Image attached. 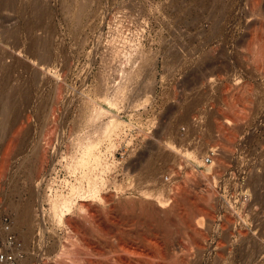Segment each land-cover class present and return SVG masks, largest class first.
Wrapping results in <instances>:
<instances>
[{
  "label": "rangeland",
  "instance_id": "374dc122",
  "mask_svg": "<svg viewBox=\"0 0 264 264\" xmlns=\"http://www.w3.org/2000/svg\"><path fill=\"white\" fill-rule=\"evenodd\" d=\"M29 1L16 0L14 8L0 0V58L7 55L0 61L10 64L13 75L0 71V112L6 102L16 105L8 122L0 123V220L9 214L16 223V206L29 210L30 237L23 238L15 224L25 247L22 264H118L119 257L129 264H264V0H96L81 22L75 17L82 0ZM5 30L15 34L10 38ZM44 40L51 59L42 66L35 50ZM110 44L145 51L150 61L139 78L128 81L131 89L118 106L88 122L97 106L107 108L104 83L116 77ZM209 77L216 78L210 83ZM113 116L120 124L102 138L97 126ZM88 134L98 143L101 165L90 161L75 168ZM208 148L217 150L213 162L205 161ZM91 175L101 178L106 201L81 200L90 214L75 198L63 220L53 218L48 201L71 196L72 186L86 187ZM154 196L161 206L169 203L160 208ZM63 246L75 254L67 255L72 260L60 259ZM135 254L138 261L131 263Z\"/></svg>",
  "mask_w": 264,
  "mask_h": 264
},
{
  "label": "bare ground",
  "instance_id": "6f19581e",
  "mask_svg": "<svg viewBox=\"0 0 264 264\" xmlns=\"http://www.w3.org/2000/svg\"><path fill=\"white\" fill-rule=\"evenodd\" d=\"M31 1V0H30ZM30 1H29V3H30ZM33 1V0H32ZM31 1V3H33ZM46 1V0H45ZM66 1V0H65ZM68 1V0H67ZM74 1V0H73ZM92 1H96V0H82L81 1V3H79V5H78V13L79 14H74V15H76L78 18H76L75 17V19H80L84 14H88V7H89V5H91V4H89V2L91 3ZM41 2H42V0H41ZM47 2V1H46ZM45 2V4H47ZM69 2V1H68ZM76 2V1H75ZM77 2H79V0H77ZM77 2L76 3H74V4H77ZM15 3H16V0H1V5L2 6H11V7H14L15 6ZM17 3H18V1H17ZM16 3V4H17ZM43 3H44V0H43ZM72 3V2H71ZM34 4V3H33ZM32 4V5H33ZM67 4H69V3H67ZM94 4V3H93ZM30 5V4H29ZM28 5V6H29ZM35 5H37V4H35ZM72 5V4H71ZM19 6V5H18ZM42 6H44V4L42 5ZM46 6V5H45ZM73 6V5H72ZM71 6V7H72ZM76 6V5H75ZM16 7V6H15ZM14 7V8H15ZM32 7H34V9L36 10H38V8H36V6H32ZM68 7H69V5H68ZM67 6H66V9L68 8ZM74 7V6H73ZM91 7V6H90ZM16 8H18V7H16ZM27 8V7H26ZM31 8V7H30ZM45 8V7H44ZM70 8V7H69ZM22 9V8H21ZM34 9H32L33 11H34ZM179 9V8H178ZM23 10V9H22ZM27 10V9H26ZM29 10H31V9H29ZM31 10V11H32ZM25 11V10H24ZM23 11V12H24ZM32 11V12H33ZM45 11H49L48 10V7H46V9H45ZM76 11V10H75ZM22 12V13H23ZM38 12V11H37ZM37 12L35 11V14H37ZM41 12V11H40ZM68 12H69V10H68ZM39 13V12H38ZM45 13H47V12H45ZM35 14H33L34 15V17H35ZM42 14V13H41ZM70 14V13H69ZM40 15V14H39ZM48 15V14H47ZM65 15H67V14H65ZM23 16H25V13L23 14ZM42 16V15H41ZM69 16V15H68ZM68 16H67V18H68ZM22 17V16H21ZM31 17V16H30ZM37 17V16H36ZM43 17V16H42ZM71 16H69V18H70ZM27 19H26V21L28 20V16L26 17ZM32 18V17H31ZM68 18V20L69 21H71L70 19ZM157 18V17H156ZM23 19V18H22ZM34 19V18H33ZM72 19V18H71ZM75 19H74V21H75ZM87 19H88V16H87ZM186 19V18H185ZM213 19V18H212ZM221 19V18H220ZM35 20H37V19H35ZM34 20V21H35ZM39 20V19H38ZM42 19H40V21H41ZM29 21V20H28ZM27 21V22H28ZM43 21V20H42ZM42 21H41V24H42ZM44 21H45V19H44ZM43 21V22H44ZM73 21V20H72ZM78 22H81V19H80V21L79 20H77ZM77 21H76V23H77ZM143 21V20H142ZM158 21V20H157ZM162 21V20H161ZM7 22V21H6ZM26 22V23H27ZM30 22V21H29ZM28 22V23H29ZM39 22V21H38ZM38 22H36V24L38 23ZM175 22V21H174ZM221 22V21H220ZM233 22V21H232ZM45 23V22H44ZM47 23H50L49 21H47ZM74 23V22H73ZM156 23V22H155ZM198 23V22H197ZM2 24V23H1ZM18 24V23H17ZM16 24V26H18L19 27V25H17ZM19 24H21L20 22H19ZM25 24V23H24ZM30 24V23H29ZM28 24V25H29ZM79 24V23H78ZM82 24H84V23H82ZM80 25L81 27L82 26H84V25ZM257 24V23H256ZM44 25H46V24H44ZM43 25V26H44ZM120 25V24H119ZM233 25V24H232ZM2 26V25H1ZM16 26H15V28H16ZM21 26V25H20ZM25 26L27 27V25L25 24ZM37 26V25H36ZM47 26H48V24H47ZM49 26H50V24H49ZM77 26V25H76ZM167 26H168V24H167ZM31 27H33L32 25H31ZM6 28V27H5ZM35 28V27H34ZM50 28V27H49ZM52 28V27H51ZM76 28V27H75ZM78 28V27H77ZM119 28V27H118ZM255 28V27H254ZM1 29V28H0ZM19 29H20V27H19ZM18 29V30H19ZM24 29V28H23ZM31 29V28H30ZM30 29H28V30H30ZM184 29V28H183ZM217 29V28H216ZM229 29V28H228ZM10 31H11V28L9 29ZM9 30H5L6 32H7V34L10 36V38H11V35H12V33H14V32H12V33H8V31ZM13 30V29H12ZM27 30V29H26ZM77 30V29H76ZM81 30H82V28H81ZM209 30V29H208ZM247 30V29H246ZM14 31V30H13ZM247 31H249V30H247ZM28 32L29 31H26V33L28 34ZM31 32H32V29H31ZM30 32V33H31ZM37 32V31H36ZM40 32V31H39ZM256 32H258V31H256ZM3 33H4V31H3ZM33 33V32H32ZM40 33H42V31L40 32ZM40 33H38V34H40ZM76 33V32H75ZM78 33V32H77ZM2 34V33H1ZM15 34V33H14ZM192 34V33H191ZM195 34V33H194ZM203 34V33H202ZM215 34V33H214ZM3 36H6L5 34H2ZM262 35V33H260V36ZM2 36V37H3ZM17 36H18V34H17ZM40 36H42V35H40ZM44 36V35H43ZM193 36V35H192ZM255 36V35H254ZM260 36L258 35V37H255V41H252V43L253 42H256L257 40H258V38H260ZM33 37V36H32ZM36 37V36H35ZM46 37V36H45ZM53 37V36H52ZM194 37V36H193ZM208 37V36H207ZM9 38V37H8ZM18 37H16L15 39H17ZM21 38V37H20ZM34 38V37H33ZM48 38V37H47ZM47 38H45V39H47ZM54 38V37H53ZM53 38H48V40L49 39H53ZM166 38V37H165ZM206 38V37H205ZM234 38V37H233ZM1 39V38H0ZM2 39H4V37L2 38ZM24 39V38H23ZM23 39H21V40H23ZM26 39V38H25ZM24 39V40H25ZM27 39H28V37H27ZM38 39H42V37L41 38H38ZM37 39V40H38ZM189 39V38H188ZM209 39V38H208ZM207 39V40H208ZM5 40V39H4ZM32 40V39H31ZM114 40V39H113ZM163 40V39H162ZM202 40V39H201ZM232 40V39H231ZM251 40V39H250ZM262 40V39H261ZM18 41V40H17ZM26 41V40H25ZM28 41V40H27ZM26 41V42H27ZM36 41V40H35ZM45 41H47V40H44V43H42L38 48L39 49H37V50H35L36 51V53H37V60L39 59V57H40V59H39V62L42 64V66H43V64L44 63H46V62H48L50 59H51V55H50V50L51 49H48L47 50V42H45ZM125 41V40H124ZM169 41V40H168ZM244 41V40H243ZM4 42V41H3ZM7 42H9V41H7ZM12 42V41H11ZM21 42V41H20ZM40 42V41H39ZM39 42H38V44H39ZM42 42H43V40H42ZM111 42V41H110ZM123 42V41H122ZM128 42V41H127ZM261 42V41H260ZM6 43V42H5ZM13 43V42H12ZM11 43V44H12ZM22 43V42H21ZM29 43V42H28ZM31 43H34V42H31ZM37 43V42H36ZM35 43V44H36ZM41 43V42H40ZM53 43V42H52ZM98 43V42H97ZM182 43V42H181ZM218 43V42H217ZM262 43V42H261ZM8 44V43H7ZM10 44V43H9ZM13 44H15V42L13 43ZM35 44H33V46H35ZM83 44H85V42L83 43ZM161 44V43H160ZM202 44V43H201ZM229 44V43H228ZM250 44V43H249ZM21 45V44H20ZM29 45H31V44H29ZM29 45H25V47H28ZM52 45V44H51ZM124 45V44H123ZM173 45V44H172ZM244 45V44H243ZM12 46V45H11ZM49 46V45H48ZM54 46V45H53ZM84 46V45H83ZM131 46V45H130ZM137 46V45H136ZM171 46V45H170ZM254 46H256V44L254 45ZM139 47V46H138ZM173 47V46H172ZM258 47V46H257ZM21 48V47H20ZM29 48H30V46H29ZM32 48H37V44H36V46L35 47H32ZM32 48H30L29 50H31V54L33 55L35 52L32 50ZM49 48H50V46H49ZM52 48V47H51ZM110 53H111V59H109V62L110 63H113V65L111 64H109L110 66H112L111 68H112V70L114 69V71L116 72V77L115 78H113L112 77V79L111 80H108L109 82H107V81H105V83H104V87H105V94H106V97L105 96H103V97H105L104 99H103V103L107 106V108H104V107H98L97 105V108H95V113L94 112H92L93 110H94V108L92 109V113L93 114H91V116H90V118H88V119H90L88 122H91L92 120L94 121L95 119V121H97L99 118H101V117H103L104 116V114H107L106 112L109 110L110 111V109H113V108H115V106L117 105V101L118 100H120L119 98H121L122 96L123 97H125V94H126V92L128 91V90H130L131 89V85L128 83V81L130 80V79H133V77H138V76H140L141 74H143L142 72H144V68L146 67V66H148L147 64L149 63V57L147 58L144 54V52L143 51H140V50H137V49H135V48H133V50L135 49V53L133 52V51H129V52H127V51H124L123 49H121L118 45H111L110 44ZM137 48V47H136ZM141 48H142V46H141ZM140 48V49H141ZM223 48V47H222ZM15 49V48H14ZM125 49V48H124ZM131 49V48H130ZM155 49V48H154ZM172 49V48H171ZM199 49V48H198ZM247 49V48H246ZM258 49V48H257ZM26 50H28V49H26ZM93 50V49H92ZM126 50V49H125ZM221 50V49H220ZM25 51V50H24ZM250 51H253V49L252 50H250ZM255 51V50H254ZM258 51V50H257ZM261 51V50H260ZM27 52V51H26ZM147 52V51H146ZM157 52V51H156ZM182 52V51H181ZM201 52V51H200ZM245 52V51H244ZM25 53V52H24ZM55 53V52H54ZM250 53V52H249ZM0 54H1V52H0ZM29 54V53H28ZM149 54V53H148ZM190 54V53H189ZM223 54H224V52H223ZM52 55H53V53H52ZM57 55V54H56ZM147 55V54H146ZM150 55V54H149ZM211 55V54H210ZM256 55V54H255ZM258 55V54H257ZM7 56V55H6ZM5 56V57H6ZM34 56H35V54H34ZM61 56V55H60ZM93 56V55H92ZM189 56V55H188ZM249 56V55H248ZM260 57H261V53H260V55H259ZM5 57H3V58H5ZM33 57V56H32ZM36 57V56H35ZM89 57V56H88ZM178 57H179V55H178ZM177 57V58H178ZM250 57V56H249ZM2 58V57H1ZM1 58H0V60H1ZM2 58V59H3ZM53 58V57H52ZM55 58V57H54ZM57 58V57H56ZM63 58V57H62ZM122 58H124L125 59V61H123L124 59H122ZM154 58V57H153ZM180 58V57H179ZM259 58V57H258ZM34 59V58H33ZM204 59V58H203ZM4 60V59H3ZM54 60V59H53ZM56 60V59H55ZM54 60V61H55ZM58 60V59H57ZM65 60V59H64ZM88 60V59H87ZM108 60V59H107ZM201 60V59H200ZM214 60V59H213ZM250 60V59H249ZM258 60V59H257ZM12 61V60H11ZM67 62H65V63H68V60H66ZM221 61V60H220ZM7 62V61H6ZM13 62V61H12ZM51 63H52V61H50ZM59 62V61H58ZM61 62V61H60ZM152 62V61H151ZM18 63V62H17ZM20 63V62H19ZM39 63V64H40ZM55 63V62H54ZM53 63V64H54ZM57 63V62H56ZM65 63H63V64H65ZM118 63V64H117ZM161 63V62H160ZM179 63V62H178ZM229 63V62H228ZM40 64V65H41ZM49 64V63H48ZM47 64V65H48ZM62 64V63H61ZM105 64V63H104ZM257 64V63H256ZM13 65H15V64H13ZM17 65V64H16ZM66 65V64H65ZM106 65V64H105ZM177 65V64H176ZM261 65V64H260ZM263 65V64H262ZM128 66V67H127ZM197 66H199V65H197ZM258 66V65H257ZM21 67H23V66H21ZM46 67V66H45ZM49 67V66H48ZM153 67H154V65H153ZM166 67V66H165ZM255 67V66H254ZM13 68V67H12ZM29 68V67H28ZM44 68V67H43ZM107 68V67H106ZM110 68V67H109ZM110 68V69H111ZM148 68V67H147ZM150 68V67H149ZM168 68V67H167ZM244 68V67H243ZM15 69V68H14ZM64 69V68H63ZM154 69V68H153ZM182 69V68H181ZM214 69V68H213ZM10 70H11V66H10V64H6L5 62H1L0 61V71L1 72H3V73H5V74H10L11 72H10ZM13 70V69H12ZM84 70V69H83ZM177 70V69H176ZM211 70H212V68H211ZM210 71V70H209ZM254 71V70H253ZM262 71V70H261ZM27 72V71H26ZM34 72V71H33ZM148 72V70H146V73ZM18 73V72H17ZM194 73V72H193ZM1 74V73H0ZM9 74L7 75V76H9ZM29 74V73H28ZM36 74V73H35ZM34 74V75H35ZM44 74V73H43ZM108 74V73H107ZM148 74V73H147ZM153 74V73H152ZM201 74V73H200ZM227 74V73H226ZM250 74V73H249ZM256 74V73H255ZM10 75H12V73L10 74ZM15 75V74H14ZM34 75H31L32 77H33V79H34ZM111 75V74H110ZM154 75V74H153ZM192 75V74H191ZM210 75V74H209ZM223 75V74H222ZM228 75V74H227ZM263 75V74H262ZM1 76H2V74H1ZM13 76V75H12ZM36 76V75H35ZM37 76H39V74L37 75ZM35 77V78H38V77ZM144 76V75H143ZM190 76V75H189ZM203 76V75H202ZM219 76V75H218ZM243 76V75H242ZM249 76V75H248ZM29 77V76H28ZM142 77V76H141ZM149 77V76H148ZM191 77V76H190ZM260 77V76H259ZM2 78V77H1ZM9 78V77H8ZM12 78V77H11ZM11 78L8 80V82L11 80ZM22 78V77H21ZM139 78V77H138ZM172 78V77H171ZM216 78V77H215ZM215 78H213V77H209V82L210 81H213L212 79H215ZM224 78V77H223ZM2 79H4V77L2 78ZM42 79V78H41ZM108 79V78H107ZM106 79V80H107ZM148 79V78H147ZM218 79V78H217ZM241 79V78H240ZM5 80V79H4ZM7 80V79H6ZM21 80V79H20ZM38 80V79H37ZM44 80V79H43ZM134 80V79H133ZM150 80V79H149ZM2 81V80H1ZM140 81V80H139ZM145 81V80H144ZM4 82V81H3ZM37 82V81H36ZM38 82H39V80H38ZM153 82V81H152ZM197 82V81H196ZM205 82V81H204ZM207 82V81H206ZM10 83V82H9ZM14 83V82H13ZM35 83V82H34ZM180 83V82H179ZM203 83V82H202ZM211 83V82H210ZM209 83V84H210ZM239 83V82H238ZM237 83V84H238ZM4 84H6V85H8L7 84V81H5V83H3V85ZM18 84H20V83H18ZM245 84V83H244ZM13 85H15V84H13ZM37 85V84H36ZM35 85V86H36ZM211 85V84H210ZM246 85V84H245ZM11 86H12V84H11ZM17 86V85H16ZM188 86V85H187ZM226 86V85H225ZM253 86V85H252ZM256 86V85H255ZM148 87V86H147ZM204 87V86H203ZM208 87H209V85H208ZM207 87V88H208ZM7 88V87H6ZM5 88V89H6ZM16 88V87H15ZM150 88V87H149ZM240 88V87H239ZM256 88V87H255ZM2 89V88H1ZM0 89V90H1ZM7 89H9V88H7ZM20 89V88H19ZM19 89H18V91H19ZM229 89V88H228ZM12 89L10 88V91H11ZM13 90H15V89H13ZM12 90V91H13ZM136 90V89H135ZM199 90V89H198ZM259 90V89H258ZM3 91V90H2ZM1 91V92H2ZM150 91V90H149ZM202 91H203V89H202ZM243 91V90H242ZM0 92V93H1ZM16 91H14V93H15ZM187 92V91H186ZM223 92H224V90H223ZM4 93H5V91H4ZM6 93H8V92H6ZM10 93V92H9ZM13 93V92H12ZM18 93V92H17ZM104 93V92H103ZM143 93V92H142ZM208 93V92H207ZM206 93V94H207ZM258 93V92H257ZM2 94H3V92H2ZM1 94V95H2ZM21 94H22V92H21ZM24 94V93H23ZM140 94V93H139ZM176 94V93H175ZM234 94V93H233ZM241 94V93H240ZM12 95V94H11ZM104 95V94H103ZM142 95V94H141ZM187 95V94H186ZM221 95V94H220ZM257 95V94H256ZM3 96H4V94H3ZM129 96V95H128ZM242 96V95H241ZM252 96V95H251ZM12 97H15L14 95L12 96ZM11 97V98H12ZM123 97H122V99H123ZM198 97V96H197ZM215 97V96H214ZM3 99H4V97H2ZM127 98V97H126ZM139 98H140V96H139ZM143 98V97H142ZM141 98V99H142ZM169 98V97H168ZM241 98V97H240ZM258 98V97H257ZM263 98V97H262ZM9 99V98H8ZM18 99V98H17ZM20 99V98H19ZM121 99V100H122ZM135 99V98H134ZM228 99V98H227ZM23 100V99H22ZM21 100V101H22ZM120 100V101H121ZM140 100V99H139ZM143 100V99H142ZM168 100V99H167ZM246 100V99H245ZM253 100V99H252ZM9 101H10V99H9ZM16 101V100H15ZM15 101H12V102H15ZM0 102H2V101H0ZM140 102V101H139ZM143 102H145V101H143ZM195 102V101H194ZM238 102V101H237ZM9 103V102H8ZM120 103V102H119ZM132 103V102H131ZM240 103H241V101H240ZM140 104V103H139ZM138 104V105H139ZM143 104V103H142ZM205 104V103H204ZM244 104V103H243ZM122 105V104H121ZM124 105V104H123ZM133 105V104H132ZM256 105V104H255ZM15 107L14 106V104L12 105H9V104H7V102L6 103H4V105L2 106V110H1V112H0V123L1 124H4L5 122H8V118H10L9 117V114H11L10 113V109L12 110V108L11 107ZM118 106V105H117ZM143 106V105H142ZM177 106V105H176ZM211 106V105H210ZM227 106V105H226ZM137 107V106H136ZM206 107V106H205ZM229 107V106H228ZM227 107V108H228ZM232 107V106H231ZM230 107V108H231ZM238 107V106H237ZM256 107V106H255ZM117 108V107H116ZM215 108V107H214ZM14 109V108H13ZM170 109V108H169ZM202 109V108H201ZM240 109V108H239ZM238 109V110H239ZM233 110V109H232ZM231 110V111H232ZM254 110V109H253ZM171 111V110H170ZM17 112V111H16ZM14 113V111H13V113L14 114H17V113ZM173 112V111H172ZM225 112V111H224ZM237 112V111H236ZM235 112V113H236ZM110 113V112H109ZM127 113V112H126ZM185 113V112H184ZM208 113V112H207ZM230 114H233L232 112L230 113ZM237 114V113H236ZM242 114V113H241ZM197 115V114H196ZM12 116V115H11ZM115 116H113L112 118H107L105 121L103 120V121H101V124H99V126H97L98 127V131H99V135L100 136H102V138L103 137H109V136H111V134L113 133V132H115V129H117V127L119 126V124H120V122L119 121H117V119L116 118H114ZM178 117H180V116H178ZM98 118V119H97ZM215 118V117H214ZM224 118V117H223ZM239 117L237 116V119H238ZM179 119H181V118H179ZM231 119V118H230ZM244 119V118H243ZM217 122V121H216ZM231 122V121H230ZM239 122V121H238ZM99 123V122H98ZM228 123V122H227ZM194 124V123H193ZM196 124V123H195ZM226 124V123H225ZM98 125V124H97ZM187 125V124H186ZM231 125V124H230ZM194 126V125H193ZM227 126V125H226ZM226 126L223 124H221V128L223 129L222 131H226ZM234 126V125H233ZM238 126V125H237ZM243 126V125H242ZM187 127V126H186ZM2 128V127H1ZM220 128V129H221ZM235 128H237V127H235ZM5 129H6V127H5ZM164 129V128H163ZM186 129V128H185ZM204 129V128H203ZM232 129V128H231ZM4 130V129H3ZM229 130H230V128H229ZM20 131V130H19ZM93 131V130H92ZM96 131H97V129H96ZM167 131V130H166ZM211 131V130H210ZM233 131V130H232ZM231 131V132H232ZM94 133V132H93ZM96 133V132H95ZM192 133V132H191ZM223 133V132H222ZM160 134V133H159ZM218 134V133H217ZM225 134V133H224ZM228 134V133H227ZM16 135V134H15ZM98 134L96 133L95 134V136H97ZM190 135V134H189ZM234 135V134H233ZM17 136V135H16ZM83 136V135H82ZM85 136V135H84ZM93 136V135H92ZM92 136H90V134H88L87 135V137H85L86 139H88L85 143L83 142V140H84V138H83V140H82V138H81V140H82V142L84 143V144H82V145H84V147H83V149H82V153H83V157H81L80 159H78V161H76L75 162V165H74V167L75 168H78V167H82V166H84V165H86V164H88L90 161H93V164L95 165H93L94 167H97V166H99V165H101V157L99 156V154L98 155H96L97 154V152L96 151H94V149L97 147L96 145L98 144H96V142L95 141H93L94 139H92ZM184 136V135H183ZM91 137V138H90ZM99 137V136H98ZM224 137V136H223ZM198 138V137H197ZM79 139V138H78ZM162 139V138H161ZM90 140H92V141H90ZM96 140V139H95ZM98 140H99V138H98ZM217 140V139H216ZM80 140H78V142H79ZM97 141V140H96ZM99 141H101V140H99ZM77 142V143H78ZM227 143V142H226ZM227 144H229V143H227ZM230 145V144H229ZM228 145V146H229ZM96 146V147H95ZM224 146V145H223ZM230 146H232V145H230ZM79 147H80V145H79ZM155 147V146H154ZM184 147V146H183ZM8 148V147H7ZM81 148H82V146H81ZM222 148V147H221ZM230 148V147H229ZM182 149V148H181ZM9 151V149H7V154L10 152H8ZM198 151V150H197ZM223 151V150H222ZM96 152V153H95ZM189 152V151H188ZM191 152V151H190ZM5 153V154H6ZM159 153V152H158ZM163 153V152H162ZM220 153V152H219ZM76 154V153H75ZM217 154V153H216ZM9 155V154H8ZM74 155V154H73ZM80 155H82L81 154V152H80ZM149 155V154H148ZM147 155V156H148ZM160 155V154H159ZM218 155H220V154H218ZM225 155V154H224ZM6 156V155H5ZM5 156H4V158H5ZM175 156V155H174ZM221 156V155H220ZM226 156V155H225ZM144 157V156H143ZM200 157V156H199ZM175 158V157H174ZM178 158V157H177ZM223 158V157H222ZM72 159V158H71ZM216 159H218V158H216ZM224 159V158H223ZM222 159V160H223ZM73 160V159H72ZM221 160V161H222ZM4 161V160H3ZM217 161H219V159L217 160ZM220 161V162H221ZM73 162V161H72ZM71 162V163H72ZM136 162V161H135ZM183 162V161H182ZM213 162V161H212ZM219 162V163H220ZM225 162V161H224ZM224 162H223V164H224ZM227 162V161H226ZM263 162V161H262ZM147 163V162H146ZM192 163V162H191ZM203 163V162H202ZM218 163V164H219ZM91 164V163H90ZM107 164V163H106ZM217 164V163H216ZM215 164V165H216ZM230 164V163H229ZM109 165V164H108ZM148 165V164H147ZM214 165V164H213ZM258 165V164H257ZM67 166H69V165H67ZM113 166V165H112ZM174 167V166H173ZM176 167V166H175ZM221 167V166H220ZM225 167V166H224ZM227 167V166H226ZM69 168V167H68ZM105 168V167H104ZM107 168V167H106ZM170 168V167H169ZM228 168V167H227ZM100 169V168H99ZM148 169V168H147ZM177 169V168H176ZM189 169V168H188ZM192 169V168H191ZM254 169V168H253ZM89 170H93V169H89ZM88 170V171H89ZM109 170V169H108ZM166 170V169H165ZM215 170V169H214ZM220 170H222V169H220ZM103 171V170H102ZM197 171V170H196ZM217 171V170H216ZM223 171V170H222ZM262 171V170H261ZM155 172V171H154ZM160 172V171H159ZM169 172V171H168ZM30 173H32V172H30ZM91 173V172H90ZM176 173H178V172H176ZM196 173V172H195ZM206 173V172H205ZM81 174V173H80ZM96 174V173H95ZM142 174V173H141ZM199 174V173H198ZM157 175V174H156ZM207 175V174H206ZM214 175H215V173H214ZM217 175V174H216ZM97 176V175H96ZM173 176V175H172ZM204 176V175H203ZM218 176V175H217ZM251 176V175H250ZM257 176V175H256ZM98 177V176H97ZM169 177V176H168ZM175 177V176H174ZM260 177V175H258V178ZM139 178V177H138ZM196 178V177H195ZM86 179V178H85ZM98 179H99V177H98ZM98 179L95 177V176H90V177H88L87 176V180H86V187H84V186H82V185H79V186H72V193H70L71 194V196H69V197H66V196H64V195H60V194H58L59 196L58 197H56V196H53V198L51 199L50 197V199L51 200H49L48 201V204H49V213L51 214L52 213V216H53V218L54 217H57L58 218V220L59 221H61V220H63V218L64 217H66L65 215L67 214V212L69 213V210L71 209V205L74 203L73 201L75 200V198H78L79 200H80V207H79V209L80 208H86V210H89V213L91 214V208L89 207V205H87L86 203H84V202H81V200L82 201H87V200H85V199H88V200H93L94 202L97 200L98 202L100 201V202H102V200L103 201H106L105 200V196H104V194H103V196L102 195H100V193H101V189H100V185L99 184H103V183H99V181H98ZM101 179V178H100ZM99 179V180H100ZM158 179V178H157ZM197 179V178H196ZM248 179H249V177H248ZM79 180H81V178L79 179ZM139 180V179H138ZM213 180V179H212ZM258 180V179H257ZM256 180V181H257ZM260 180H261V178H260ZM78 181V180H77ZM109 181V180H108ZM153 181V180H152ZM247 181V180H246ZM255 181V180H254ZM105 182V181H104ZM132 182V181H131ZM176 182V181H175ZM181 182V181H180ZM211 182V181H210ZM251 182V181H250ZM99 183V184H98ZM106 183V182H105ZM140 183H141V181H140ZM144 183V182H143ZM258 183V182H257ZM263 183V182H262ZM107 184V183H106ZM145 184H146V182H145ZM144 184V185H145ZM154 184V183H153ZM104 185V184H103ZM143 185V186H144ZM187 185V184H186ZM212 185V184H211ZM34 186V185H33ZM100 186V187H99ZM167 186V185H166ZM103 187V186H102ZM171 187V186H170ZM175 187V186H174ZM198 187V186H197ZM251 187V186H250ZM49 188V187H48ZM161 188V187H160ZM167 188V187H166ZM179 188V187H178ZM181 188V187H180ZM207 188V187H206ZM115 189V188H114ZM158 190H160V189H158ZM208 191V190H207ZM210 191V190H209ZM208 191V192H209ZM56 192V191H55ZM70 192V191H69ZM100 192V193H99ZM145 192H146V190H145ZM144 192V193H145ZM194 192V191H193ZM208 192H206L207 193V196H208V194H210V193H208ZM112 193V192H111ZM143 193V192H142ZM153 193V192H152ZM172 193V192H171ZM175 193V192H174ZM181 194H183L182 192H180ZM56 194V195H57ZM159 194V193H158ZM176 194H179V193H176ZM215 194V193H214ZM150 195V194H149ZM148 195V196H149ZM152 195V194H151ZM169 195V194H168ZM171 195V194H170ZM173 195V194H172ZM183 195H185V194H183ZM178 196V195H176V196H178L179 198L177 199V201H181L182 202V204H183V202L185 203V202H187V201H185L186 199V195L185 196ZM195 195V194H194ZM159 196V195H158ZM210 196V195H209ZM55 197V198H54ZM169 197V196H168ZM211 197V196H210ZM81 198V199H80ZM150 198H153L152 196L150 197ZM154 198H155V196H154ZM172 198V197H171ZM174 198V197H173ZM191 198V197H190ZM198 198V197H197ZM212 198V197H211ZM156 199V198H155ZM158 199H160V197L158 198ZM157 200V199H156ZM161 200V199H160ZM159 200V201H160ZM162 200H163V198H162ZM174 200V199H173ZM173 200H172V202H173ZM129 201H130V199H129ZM165 201V200H164ZM177 201L175 200V202L177 203ZM208 201V200H207ZM117 202V201H116ZM140 202V201H139ZM157 202H158V200H157ZM161 202V201H160ZM75 203H77V202H75ZM141 203V202H140ZM167 203H169V202H167ZM167 203L165 204V205H167ZM170 203H171V200H170ZM104 204V203H103ZM116 204V203H115ZM118 204V203H117ZM158 204H159V202H158ZM161 204V203H160ZM157 205V206H161V205ZM163 204H164V202H163ZM229 204V203H228ZM21 205V204H20ZM150 205V204H149ZM154 205V204H153ZM165 205H163L164 207H165ZM169 205H171V204H169ZM168 205V206H169ZM163 206H161L160 208H163ZM209 206V205H208ZM210 206H212V205H210ZM99 207V206H98ZM109 207V206H108ZM141 207V206H140ZM151 207V206H150ZM153 207V206H152ZM167 207V206H166ZM175 207V206H174ZM192 207H193V205H192ZM199 207V206H198ZM201 207V206H200ZM29 208V207H28ZM105 208V207H104ZM113 208V207H112ZM202 208V207H201ZM201 208H199L200 210H201ZM95 209V208H94ZM146 209L148 210V208L146 207ZM199 209H198V211H199ZM72 210V209H71ZM70 210V211H71ZM108 210V209H107ZM158 210H159V208H158ZM169 210H170V208H169ZM180 210V209H179ZM184 210V209H183ZM203 210V209H202ZM15 211V210H14ZM29 210L25 207V206H23V207H18V206H16V223H15V221L13 222V229L15 230V224H16V226H18L20 229H22L23 230V234H24V236H23V238L24 237H26V238H28V237H30V234H31V232L29 231V228L28 227H30L29 226V221H30V219L28 218V212ZM125 211V210H124ZM163 211V210H162ZM174 211V210H173ZM192 211V213H195V212H193V210H191ZM205 211L206 210H203V212L205 213ZM121 212H122V210H121ZM166 212H168L167 210H166ZM171 212V211H170ZM197 212V211H196ZM206 212H208V210L206 211ZM104 213V212H103ZM108 213V212H107ZM157 213V212H156ZM159 213V212H158ZM161 213V212H160ZM172 213H176V212H172ZM188 213V212H187ZM209 213V212H208ZM212 213V212H211ZM89 214V215H90ZM149 214H150V212H149ZM166 213H164V215H165ZM171 214V213H170ZM189 214V213H188ZM205 214H207V213H205ZM204 214V215H205ZM30 215V214H29ZM144 215V214H143ZM147 215V214H146ZM199 215V214H198ZM202 215H203V213H202ZM203 215V216H204ZM210 215V214H209ZM51 216V215H50ZM123 216V215H122ZM159 216V215H158ZM157 216V217H158ZM168 216V215H167ZM197 216V215H196ZM32 217V216H31ZM104 217V216H103ZM160 217V216H159ZM180 217V216H179ZM190 217V216H189ZM192 217H194L195 218V216H192L191 215V218ZM205 217H206V215H205ZM207 217H211V215L210 216H208L207 215ZM206 217V218H207ZM212 217H214L213 215H212ZM112 218V217H111ZM124 218V217H123ZM153 218H154V216H153ZM160 218H162V217H160ZM158 219V220H161V219ZM172 218V217H171ZM204 218V217H203ZM148 220H149V218H147ZM176 219V218H175ZM92 220V219H91ZM157 220V219H156ZM155 220V221H156ZM109 221V220H108ZM139 221V220H138ZM193 221V220H192ZM206 222H208V221H206ZM164 223V222H163ZM178 223V222H177ZM195 223V222H194ZM160 224V223H159ZM162 224V223H161ZM167 224V223H166ZM165 224V225H166ZM171 224V223H170ZM152 225V224H151ZM168 225H169V223H168ZM99 226V225H98ZM124 226V225H123ZM127 226V225H126ZM129 226V225H128ZM139 226V225H138ZM167 226V225H166ZM184 226V225H183ZM186 226H187V224H186ZM197 227V226H196ZM31 228V227H30ZM137 228V227H136ZM166 228V227H165ZM26 229V230H25ZM191 229H193V228H191ZM98 230V229H97ZM116 230H117V228H116ZM119 230V229H118ZM135 230V229H134ZM150 230V229H149ZM169 230V229H168ZM203 230V229H202ZM27 232L29 233L30 232V234H29V236H28V234H27ZM126 232V231H125ZM151 232V231H150ZM169 232V231H168ZM195 232V231H194ZM147 234V233H146ZM171 234V233H170ZM28 236V237H27ZM202 236V235H201ZM118 237V236H117ZM204 237V236H203ZM202 238V237H201ZM123 239V238H122ZM141 239V238H140ZM151 239V238H150ZM149 239V240H150ZM206 239V238H205ZM23 240H25V239H23ZM31 240V239H30ZM27 241V240H26ZM139 241V240H138ZM153 241V240H152ZM121 242V241H120ZM148 242H150V241H148ZM88 243V242H87ZM113 244V243H112ZM157 244V243H156ZM89 245V244H88ZM141 245V244H140ZM183 245H184V243H183ZM187 245V244H186ZM62 246V245H61ZM90 246V245H89ZM92 246V245H91ZM117 246H119L118 244H117ZM116 246V247H117ZM127 246L128 245H126V249H127ZM131 246V245H130ZM143 246V245H142ZM153 246V245H152ZM86 247V246H85ZM129 247V246H128ZM150 247V246H149ZM156 247V246H155ZM154 247V248H155ZM198 247V246H197ZM261 247V246H260ZM61 248V247H60ZM68 248V247H67ZM66 247H62L61 248V251H59L60 253L58 254L59 255V257H60V259L61 260H63V258L64 257H66L68 254L70 255H72L73 253H69V251H71V250H69V248L67 249ZM99 248V247H98ZM110 248V247H109ZM117 248H119V247H117ZM124 248V247H123ZM130 248V247H129ZM128 248V249H129ZM135 251H136V249L134 248V247H132ZM24 249H25V247H24ZM65 249H67L68 251H66ZM90 249V248H89ZM116 249V248H115ZM91 250V249H90ZM133 250V251H134ZM141 250H143V249H141ZM156 250H157V248H156ZM98 251V250H97ZM128 251V250H127ZM134 251V252H135ZM187 251H188V249H187ZM100 253H101V251H99ZM127 253L126 252V250H124L123 251V253ZM128 252H130L129 253V255L131 254V251L129 250ZM137 252V251H136ZM160 252V251H159ZM163 253V252H162ZM200 253V252H199ZM137 254V253H136ZM135 254V255H136ZM148 254V253H147ZM156 254H158V253H156ZM75 254H73V256H74ZM127 255H128V253H127ZM128 255V256H129ZM134 254H133V252H132V256H133ZM138 255H139V253H138ZM150 255V254H149ZM159 255H161V254H159ZM73 256H71V258L73 259L74 257ZM121 256V255H120ZM141 256V254L139 255V259L141 258V259H145V258H148V257H140ZM92 257V256H91ZM106 257V256H105ZM104 257V258H105ZM110 257V256H109ZM131 257V256H130ZM129 257V258H130ZM138 256L136 255V257H134V259H130L129 261L131 262V263H134L135 261H138L136 258H137ZM158 257V256H157ZM161 257V258H160ZM159 257V259H162V255ZM67 258H69V259H71L70 258V256L68 257L67 256ZM121 258H122V256H121ZM151 258V257H150ZM24 259V258H23ZM23 259L20 261V263L22 264V261H23ZM64 259H66V258H64ZM71 259V260H72ZM91 259V258H90ZM136 259V260H135ZM140 259V260H141ZM143 259V260H144ZM153 259V258H152ZM110 260V259H109ZM124 260V259H123ZM127 260V259H126ZM131 260H133V262L131 261ZM64 261V260H63ZM91 261V260H90ZM110 261H112V260H110ZM116 261V260H115ZM142 261V260H141ZM145 262H147L146 260H144ZM148 261H149V259H148ZM151 261V260H150ZM150 261L149 262H147V264H149L150 263ZM156 261V260H155ZM158 261H161V260H158ZM157 261V262H158ZM166 261V260H165ZM179 261V260H178ZM64 262H66V261H64ZM92 262V261H91ZM105 262V261H104ZM107 262H109V261H107ZM124 262H125V260H124ZM126 262H128V260L126 261ZM167 262V261H166ZM93 263H94V261H93ZM117 263L118 264H129V263H123V262H121V260H120V257L118 258V261H117ZM144 263V262H143ZM152 263H153V261H152ZM151 263V264H152ZM155 263V262H154ZM153 263V264H154ZM58 264H60V262L58 263ZM75 264V263H74ZM95 264H100V263H95ZM113 264V263H112ZM135 264H136V262H135ZM138 264V263H137ZM144 264H146V263H144ZM157 264V263H156ZM159 264V263H158ZM161 264V263H160Z\"/></svg>",
  "mask_w": 264,
  "mask_h": 264
},
{
  "label": "built area",
  "instance_id": "2783aa9c",
  "mask_svg": "<svg viewBox=\"0 0 264 264\" xmlns=\"http://www.w3.org/2000/svg\"><path fill=\"white\" fill-rule=\"evenodd\" d=\"M217 150L208 148L205 154V161L212 162ZM166 180L168 178L166 177ZM0 264H21L20 261L25 257L24 244L21 238L13 229V219L9 214H4L0 220Z\"/></svg>",
  "mask_w": 264,
  "mask_h": 264
}]
</instances>
